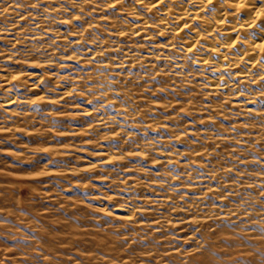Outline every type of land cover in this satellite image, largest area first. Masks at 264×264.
Wrapping results in <instances>:
<instances>
[{"label": "clouds", "instance_id": "clouds-1", "mask_svg": "<svg viewBox=\"0 0 264 264\" xmlns=\"http://www.w3.org/2000/svg\"><path fill=\"white\" fill-rule=\"evenodd\" d=\"M0 264H264V0H0Z\"/></svg>", "mask_w": 264, "mask_h": 264}]
</instances>
